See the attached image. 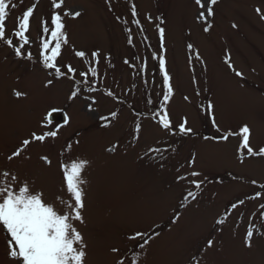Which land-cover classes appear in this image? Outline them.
<instances>
[{"label": "rangeland", "instance_id": "obj_1", "mask_svg": "<svg viewBox=\"0 0 264 264\" xmlns=\"http://www.w3.org/2000/svg\"><path fill=\"white\" fill-rule=\"evenodd\" d=\"M11 2L17 7L8 9L6 37L14 44L17 18L28 7L35 9L24 55L17 57L0 41V168L26 178L63 214L57 197L69 201L70 194L62 166L88 162L81 173L83 223L73 222L86 244L85 264H264V195L249 199L262 191L264 156H249L240 133L247 126L249 146L254 151L264 147V0H217L214 5L207 0L214 12L207 21L198 19L201 8L195 0ZM53 2L62 7L54 9ZM132 7L139 25L133 23ZM53 11L62 15L68 40L56 66L63 73L67 65L76 70L59 77L39 55L41 37L50 36L43 33L42 21L51 27ZM73 12L80 16H64ZM76 51L86 56L76 57ZM94 51L100 53L99 63L92 59ZM159 55L166 59L173 87L166 105L161 104ZM89 67H96L97 75L81 77ZM76 89L78 96L70 100ZM17 91L23 95L17 97ZM162 107L170 115L168 130L153 116ZM53 109L66 113L65 125L44 121ZM185 119L187 134L179 131ZM49 130H58L57 137L34 142L23 158L7 161L32 131ZM226 133L234 134L221 139ZM193 171L200 175L191 176ZM240 199L245 203L232 209ZM249 229L251 247L244 243ZM136 232L144 237L130 240ZM143 238L150 239L141 248ZM5 248L0 232V264H10Z\"/></svg>", "mask_w": 264, "mask_h": 264}, {"label": "snow or ice", "instance_id": "obj_2", "mask_svg": "<svg viewBox=\"0 0 264 264\" xmlns=\"http://www.w3.org/2000/svg\"><path fill=\"white\" fill-rule=\"evenodd\" d=\"M217 0H211V5H214ZM195 4L200 6L201 11L198 14V19L207 21L208 17L214 15L211 5L207 4V0H195ZM16 8L17 5L12 3L11 0H0V41L4 42L9 48H12L17 57L24 55L23 49L25 45L30 43L29 37L26 35L30 31V18L34 14L35 5L28 7L26 11L17 18L15 23V30L13 36L19 38L17 44H14V40L6 37V20L9 16V7ZM54 9H60L61 4L53 2ZM259 12L260 10L257 9ZM131 14L133 23L139 25V21L135 19L137 11L135 7L131 8ZM72 15L74 18L80 16L79 12L64 13V16ZM264 19V16L261 17ZM205 27L204 31H209V28ZM235 27V25H233ZM65 24L63 17L58 11H53L51 15V27L48 26L46 21H42L43 33H49L50 36L45 39H40V58L45 68L55 69L56 76L67 75L68 73H75V69L71 65H67V73L61 72L60 68L56 66V61L61 56L62 44L66 45L68 40L64 32ZM125 32L128 33L127 42L133 43V37L131 30L125 28ZM160 37L161 49L164 47L165 30L160 27L158 29ZM54 46L50 45L52 42ZM192 47L191 44L188 45ZM75 56L84 58L86 53L84 51H76ZM92 59L99 63V52H92ZM27 58L31 59L30 52L27 53ZM155 58V57H154ZM124 64L129 65L128 59L124 60ZM231 67V65L229 64ZM159 72L162 75V101L161 104L166 105L173 93V87L171 84V78L166 69V59L163 55L158 56ZM140 72L145 71L144 67L139 69ZM92 77L97 75L96 67H89L86 72H81V77H88V74ZM240 76V72L235 73ZM52 81L49 80L48 84ZM79 83V81H77ZM93 86H89V91H95ZM79 89L73 90L69 99L76 98L78 96ZM17 97L23 95L21 92H15ZM108 96H113L112 92L107 93ZM188 99V97H185ZM93 104L97 101L92 98ZM148 104H152V100H147ZM91 109V105H89ZM207 109L209 114L213 110V105L208 104ZM57 111L56 109L52 110ZM51 113H49V116ZM49 116L44 117V121L51 123ZM154 117H158L159 125L168 130L171 127L170 115L166 108L162 107L159 112L153 113ZM112 118H117V113L113 111L111 113ZM102 120H107V117H101ZM65 123L67 119L65 118ZM214 123V120H213ZM187 119H185L179 125V131L183 134L191 132V129L186 127ZM42 126H47L46 124ZM141 125H136V131L139 132ZM219 131V129H217ZM240 133L243 136L241 147L247 149L249 156H264V147H260L258 151H254L249 146L250 129L244 126L240 129ZM234 133H226L221 139L227 140L229 135ZM58 135L56 131H45L42 134H37L36 131H32L29 134V138L22 140L21 144L16 147L10 155L6 157L7 161L12 162L14 159L23 158V154L27 151L30 145L34 142L43 143L46 138H55ZM149 151H152L150 149ZM42 160L51 164V161L47 156H42ZM88 162L86 160H80L79 162H73L71 165H63V181L66 185V190L70 194V200L65 201L63 197L58 196L57 199L61 205L64 206L65 211L63 214L55 210L53 204L45 202L43 191H33L32 186L28 183L27 179L21 180L20 176L13 172L10 168H0V232L4 233L5 250L6 255L10 261V264H85L86 261V244L84 242L83 235L74 226V221L83 223L82 209L84 208V192L81 185L84 181L81 179L82 170L85 168ZM200 174L193 171L191 176L196 177ZM185 177H178V179H184ZM196 187H200V183L193 181ZM252 184H256L255 180L251 181ZM262 191H257L255 196L249 197V199L261 198L264 195V184L260 185ZM189 197H194L192 192L188 193ZM188 197H185L187 199ZM245 200L240 199L236 203L231 205L232 209H237L240 205H243ZM262 215H264V203L260 205ZM218 223H224L223 220ZM144 237L141 232H136L133 236H130V240H137V238ZM254 237V232L249 229L246 232L244 243L246 246L251 247V240ZM150 238H143L141 248L149 243ZM209 246H212L213 242L209 240ZM113 252H117V249H112ZM122 264V262H117Z\"/></svg>", "mask_w": 264, "mask_h": 264}, {"label": "water", "instance_id": "obj_3", "mask_svg": "<svg viewBox=\"0 0 264 264\" xmlns=\"http://www.w3.org/2000/svg\"><path fill=\"white\" fill-rule=\"evenodd\" d=\"M51 115L49 116V114L47 116H49V120H51V122H55V121H60L62 124H66L65 123V118L68 121V117L66 115V113L63 110H57V111H50Z\"/></svg>", "mask_w": 264, "mask_h": 264}, {"label": "trees", "instance_id": "obj_4", "mask_svg": "<svg viewBox=\"0 0 264 264\" xmlns=\"http://www.w3.org/2000/svg\"><path fill=\"white\" fill-rule=\"evenodd\" d=\"M79 84H80V83H79ZM77 85H78V84H77ZM80 85H81V84H80ZM80 85H79V86H80Z\"/></svg>", "mask_w": 264, "mask_h": 264}]
</instances>
